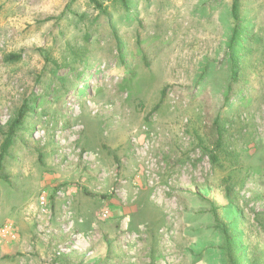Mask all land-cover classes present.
<instances>
[{"label": "rangeland", "instance_id": "374dc122", "mask_svg": "<svg viewBox=\"0 0 264 264\" xmlns=\"http://www.w3.org/2000/svg\"><path fill=\"white\" fill-rule=\"evenodd\" d=\"M97 1L0 0V264H264V0Z\"/></svg>", "mask_w": 264, "mask_h": 264}, {"label": "trees", "instance_id": "16d2710c", "mask_svg": "<svg viewBox=\"0 0 264 264\" xmlns=\"http://www.w3.org/2000/svg\"><path fill=\"white\" fill-rule=\"evenodd\" d=\"M91 1L95 4V7L97 6L99 8H103L102 4L99 3V1H97V0H91ZM119 1L124 6L125 5L127 6L126 0H119ZM238 9H239L238 0H233L232 4H231V17L234 20L235 25L233 26V29H232V32H231V36H230V39L228 41V48L233 47V44H234L235 39H236L237 34H238V30H239V19H238L239 18V16H238V11L239 10ZM19 58H20L19 54H10L8 56V59L13 60V61L18 60ZM163 98H164V91L161 94L160 101ZM159 103H157V105H155L153 110L156 109V107L159 105ZM24 114H25V110L23 108H21L17 112V116L8 125L7 131L5 132L4 138H3V140H2V142L0 144V176H1V173H2V170H3V164H4V161H5V158L8 155L9 148L12 145V137H13V134L15 132V128L21 123ZM219 140L220 139H217L216 140V144H215V148H217V149L220 147ZM217 157L218 156H217L216 151H215V153L211 154V159L213 161H216ZM102 196L104 197V195H102Z\"/></svg>", "mask_w": 264, "mask_h": 264}]
</instances>
